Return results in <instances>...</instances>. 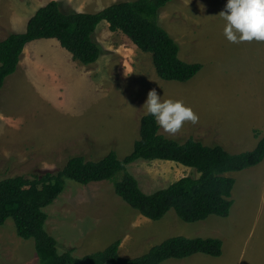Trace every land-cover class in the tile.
<instances>
[{
	"label": "rangeland",
	"instance_id": "374dc122",
	"mask_svg": "<svg viewBox=\"0 0 264 264\" xmlns=\"http://www.w3.org/2000/svg\"><path fill=\"white\" fill-rule=\"evenodd\" d=\"M47 1L0 0V41L24 31L27 22L21 23ZM114 1L135 0L61 3L64 11L96 13ZM226 3L170 0L160 10L159 26L178 44L179 59L201 65L184 83L159 79L151 55L123 35L110 33L106 22L95 36L106 52L91 65L73 61L71 67L70 54L57 41H45L69 57L60 69L44 65L46 73L36 84L12 90L9 81L0 90V122L5 123L0 126V180L56 172L75 156L99 161L112 151L123 159L139 138L140 119L147 114L143 106L153 89L163 99L183 100L199 117L195 124L184 122L174 135L159 126V134L181 142L192 138L203 145L217 144L230 154L252 151L257 135L264 137V42L226 40L225 21L218 16ZM127 171L145 194L183 177H198L193 169L159 160H138ZM228 176L234 179L229 215L196 223L182 222L173 211L151 221L116 196L111 182L83 186L66 180L62 193L43 209L45 230L57 241L59 254L72 250L75 258L120 240L119 256L132 259L181 236L219 239L221 255L196 254L161 264H264V160ZM0 264H39L33 240L19 238L11 220L0 227Z\"/></svg>",
	"mask_w": 264,
	"mask_h": 264
},
{
	"label": "trees",
	"instance_id": "16d2710c",
	"mask_svg": "<svg viewBox=\"0 0 264 264\" xmlns=\"http://www.w3.org/2000/svg\"><path fill=\"white\" fill-rule=\"evenodd\" d=\"M170 0L118 1L96 13L64 11L60 2L50 1L28 20L23 33H9L0 41V90L19 65L26 45L36 40H55L83 65L96 63L105 49L95 39L98 26L106 22L111 33L126 37L137 49L151 55L157 77L184 83L201 69L178 57L179 46L159 26V12ZM139 138L123 159L109 152L99 161L75 156L56 172L0 180V227L11 220L16 235L33 240L39 264H161L200 254L217 258L222 243L216 238L171 237L153 246L142 256H119L120 240L104 250L73 257L72 250L59 254L57 241L45 230L43 209L62 193L65 181L80 185L111 182L114 193L140 216L158 221L169 211L185 223H196L210 216L226 218L232 206L234 179L228 174L257 166L264 160V137L252 151L230 154L220 145H203L192 138L181 142L159 134V125L146 114L140 119ZM138 160L169 161L193 169L197 178L183 177L151 194L140 189L127 167Z\"/></svg>",
	"mask_w": 264,
	"mask_h": 264
},
{
	"label": "clouds",
	"instance_id": "9594fccd",
	"mask_svg": "<svg viewBox=\"0 0 264 264\" xmlns=\"http://www.w3.org/2000/svg\"><path fill=\"white\" fill-rule=\"evenodd\" d=\"M218 16L225 21L223 35L228 42H264V0H227ZM143 108L162 129L173 135L184 122L195 124L199 119L183 100L163 99L155 89L148 92Z\"/></svg>",
	"mask_w": 264,
	"mask_h": 264
},
{
	"label": "crops",
	"instance_id": "0c3cea01",
	"mask_svg": "<svg viewBox=\"0 0 264 264\" xmlns=\"http://www.w3.org/2000/svg\"><path fill=\"white\" fill-rule=\"evenodd\" d=\"M50 1H56V2H60V3L62 2V0H48L45 4H47ZM115 2H118V1H114L112 3H115ZM111 4H109V5H111ZM44 5H41V6L37 7L36 9L38 10L40 7H42ZM109 5L104 6L102 9H104L105 7H107ZM61 7H62V3H61ZM98 11H100V10H98ZM74 12L82 13L78 10H74ZM10 17H12V16L9 15V19H10ZM9 19H8V21L10 22L9 24L11 25L12 23ZM28 20H26L24 23H21V25L23 24V26H24L25 23L28 22ZM26 25H27V23H26ZM107 30H108V25H107ZM24 31L17 32L15 34H20V33H23ZM48 40H51V39H48ZM48 40H36V41L30 42L26 45V47L23 50L22 58L19 62V66H18L17 71L13 75L6 78L2 90H4V88L7 86L9 81H11L12 84L14 85L12 90H14V88H16V87H20V86L25 85L27 83H29L31 85L36 84L38 82V80L40 79V77H42V74L46 73L44 65L51 67V69H60L64 66H66L65 64L67 63L66 61L68 60L69 55L67 57V55L65 53H63L61 50H59L58 48H54L55 46L52 47L53 45L52 46L46 45V44L44 45L45 41H48ZM50 49H54V51L51 50L52 55H50V53H49ZM70 57H71V55H70ZM71 62L72 63H70V66L73 67V63H74L73 60H71ZM188 64H192V63H188ZM196 64H199V63H196ZM0 126L4 127L5 123L0 122ZM17 133H18V131H17Z\"/></svg>",
	"mask_w": 264,
	"mask_h": 264
}]
</instances>
